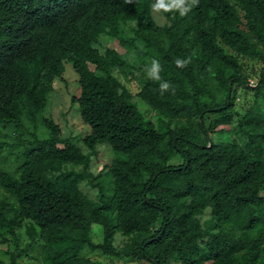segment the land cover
Returning a JSON list of instances; mask_svg holds the SVG:
<instances>
[{
  "label": "trees",
  "instance_id": "1",
  "mask_svg": "<svg viewBox=\"0 0 264 264\" xmlns=\"http://www.w3.org/2000/svg\"><path fill=\"white\" fill-rule=\"evenodd\" d=\"M178 2L0 0V136L13 134L0 150L19 162L0 166V234L14 249L0 264L35 251L41 264H108L83 248L145 264H264V0H183V15ZM153 58L170 88L144 76L130 91L118 75ZM65 64L80 89L76 137L41 115ZM240 88L253 105L232 128ZM102 145L114 159L94 172Z\"/></svg>",
  "mask_w": 264,
  "mask_h": 264
},
{
  "label": "rangeland",
  "instance_id": "2",
  "mask_svg": "<svg viewBox=\"0 0 264 264\" xmlns=\"http://www.w3.org/2000/svg\"><path fill=\"white\" fill-rule=\"evenodd\" d=\"M111 43L108 44L110 47ZM262 67V63L260 61H247L246 62V71L247 73H251L252 71L256 70L259 72V69ZM121 82L132 92H137L142 85V79L146 76V68L140 72L134 73L132 75H127L126 80L122 75H118ZM137 77V80L135 78ZM77 76L74 73L73 69L71 68L70 64H65V72L63 74V80H57L54 83L53 91L47 95V103L46 106L41 111V115L48 120H51L53 123L59 126L62 134L65 136L72 135L74 137L77 136L78 131L84 129L83 123L80 120L79 114L75 110L76 105L72 104V97L79 96V86L77 83ZM250 86H253L256 82V78L253 77L251 79ZM253 95L252 91L246 90L244 88L238 89L237 96H236V116L232 123V128L237 124V120L245 114L246 112L250 111L253 105ZM139 111L142 113L143 110L140 106H138ZM146 115L145 117L152 116V113L147 111L144 112ZM11 134L10 137H3L0 136V141L11 143ZM82 136V135H81ZM216 136H214L215 138ZM223 137V136H222ZM219 139L217 137L215 140ZM10 151L9 148H4L0 150V166H3V160L6 162V166L12 164L15 166L19 162H12L10 161L11 157L8 154ZM114 159L113 154L110 152V149L107 146H97L95 153L91 154L92 160V170L95 172L99 169V167L105 163H110ZM83 190L86 191L90 198H95L96 190L92 188L83 187ZM17 234H19L20 245L18 249L20 250L23 248V243L25 242V238L21 234L20 230H16ZM96 240L101 239V234L96 233ZM2 239H5L6 242H1ZM95 240V241H96ZM126 241V238H122L120 235L116 237V243L121 245L123 242ZM10 242L9 235L2 231L0 234V258L7 261L8 256L6 255L5 251H14L13 246L7 244ZM78 256H82L91 260H100L102 262L108 264H145L140 263L137 260L133 259H115V258H106L100 255L99 253H89L87 249L83 248L80 249L77 253ZM31 256L36 257L35 259L30 257H24L18 260L19 264H41L40 262V255L38 251L32 252ZM166 264H180L177 260L171 259L168 260Z\"/></svg>",
  "mask_w": 264,
  "mask_h": 264
},
{
  "label": "clouds",
  "instance_id": "3",
  "mask_svg": "<svg viewBox=\"0 0 264 264\" xmlns=\"http://www.w3.org/2000/svg\"><path fill=\"white\" fill-rule=\"evenodd\" d=\"M177 8L180 9V14L183 15L188 9L186 6H183V0H179L178 3L175 4ZM187 63L186 59L177 58L175 60V64L178 67H182ZM161 66L158 59L153 58L150 64L146 65V76L149 79L159 82V89L161 92L166 91L170 88V84L167 81H163L160 76Z\"/></svg>",
  "mask_w": 264,
  "mask_h": 264
}]
</instances>
